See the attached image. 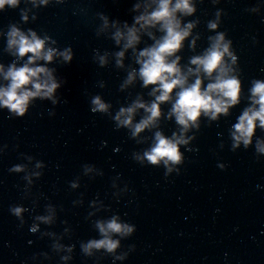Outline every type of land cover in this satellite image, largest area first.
<instances>
[{"label":"clouds","instance_id":"clouds-1","mask_svg":"<svg viewBox=\"0 0 264 264\" xmlns=\"http://www.w3.org/2000/svg\"><path fill=\"white\" fill-rule=\"evenodd\" d=\"M63 4L64 0H23L25 7L20 9L23 23L29 21V13L34 21L37 16L32 12L41 5L48 6L50 3ZM217 4L220 0H212ZM22 0H0V12L8 8L17 9ZM31 5V8L27 5ZM143 9V10H141ZM133 16L131 25L127 21L112 20L111 26L116 28L112 39L117 45L122 41L123 49L115 53L117 67H123L125 51L133 49L135 62L138 69L128 72L121 89L133 83L137 76L142 82V87H151L149 96L154 97L150 102H144L138 97L127 107H120L118 112L111 116L117 129H127L131 138L135 139L146 129L159 127L162 116L161 105L170 103L171 108L167 113V119L175 118L179 126V132H173L166 136L162 131L153 133V142L150 147L142 153H133V158L139 164L160 166L165 168V177L173 171L180 172V165L184 163V153L181 147H187L194 137H187L186 133L200 127L201 117L217 120L219 116L229 115V109L241 101L242 81L237 65L238 56L233 49L232 40L226 38L227 33L215 31V35L209 36V46L201 55L190 58V65L186 71L180 65L181 57L177 55L184 47V41L191 35L192 29L199 20L185 22V17L193 16L197 8L194 0H144L135 3L131 9ZM221 11L217 10L215 19L208 21L207 28L216 30L220 24ZM102 24L97 28V35L109 27V18L103 13L98 14ZM122 24V28H121ZM152 29L160 33L157 37ZM146 34L153 43L140 50L135 51V46L141 42V34ZM0 36L6 37L4 51L12 56L13 61L5 66L0 63V109H6L12 118H22L33 105L35 100L48 99L53 105L58 103L55 96L57 89L66 81H58L54 75L55 69L48 67L54 59H60L64 64H70L74 59L71 47L59 50L52 45L57 41L47 33L38 35L37 31L29 28L22 30L17 23L8 26L7 32H0ZM194 44V41H193ZM26 58V59H25ZM95 58L103 67L107 63V53L100 56L95 53ZM21 61H23L21 63ZM43 61L44 63H38ZM195 76L190 82L189 77ZM207 83L205 84V80ZM250 92V106L246 107L237 117V122L232 125L231 150L235 152L243 145L248 149L253 145V136L257 127L264 130V79H253ZM158 93V94H157ZM110 103H105L99 95L90 100V110L93 113L111 115ZM143 109L145 115L134 123V117L138 110ZM50 115H55L50 112ZM7 147V145H5ZM255 152L257 157L264 155V140L259 137L255 141ZM29 160L32 157H28ZM43 167L41 162L36 163V168ZM219 168L225 169L226 165L219 164ZM26 165H15L10 172L25 171ZM85 171H91L88 165H84ZM32 175L39 177L41 173L34 172ZM31 184L29 176L24 177ZM75 183L71 187L75 188ZM10 213L24 223L23 214L28 211L23 206H11ZM35 219L44 223H50L51 217L37 216ZM100 238H92L87 242H81L80 248L85 256L92 257L95 252L103 250L106 254L116 259H126L128 253H117L121 248V241L133 235L136 231L135 225L122 222L119 215H113L108 220H98L94 224ZM35 229H33L34 231ZM53 250L62 248L71 253L72 246L54 244ZM95 250V252H94ZM131 250V249H130ZM70 256H62L61 260L67 261Z\"/></svg>","mask_w":264,"mask_h":264}]
</instances>
